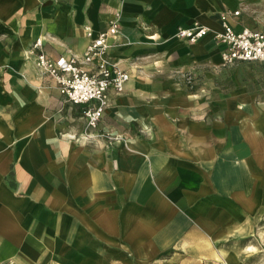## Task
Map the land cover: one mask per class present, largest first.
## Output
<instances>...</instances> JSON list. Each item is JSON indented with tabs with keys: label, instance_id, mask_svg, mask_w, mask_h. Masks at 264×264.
I'll use <instances>...</instances> for the list:
<instances>
[{
	"label": "crops",
	"instance_id": "1",
	"mask_svg": "<svg viewBox=\"0 0 264 264\" xmlns=\"http://www.w3.org/2000/svg\"><path fill=\"white\" fill-rule=\"evenodd\" d=\"M234 10L235 30L264 31V0H0V262L151 264L264 214V98L214 94L210 78L249 62L224 64L215 39ZM116 12L108 52L130 77L87 139L85 105L63 99L31 48L81 54L86 26ZM196 21L211 31L177 37Z\"/></svg>",
	"mask_w": 264,
	"mask_h": 264
},
{
	"label": "built area",
	"instance_id": "2",
	"mask_svg": "<svg viewBox=\"0 0 264 264\" xmlns=\"http://www.w3.org/2000/svg\"><path fill=\"white\" fill-rule=\"evenodd\" d=\"M230 13L238 15L240 10L221 14L222 29L215 32V39L222 46L224 64L237 61L264 63V31L248 27L235 30L228 22ZM121 14L116 12L107 29L94 33L86 26L89 41L81 54L71 53L50 57L43 49V39L37 38L31 52L39 71L55 80L63 99L74 104H84L82 114L85 122L84 137H94L91 130L98 126L104 111L110 104L112 92L118 94L125 89L129 73L109 54L111 40L120 41ZM211 28L199 21L190 26H179V38L196 42L206 36ZM189 85L193 84L192 74H183ZM101 135V134H100ZM110 141H119L121 136L104 134ZM4 264V262H0Z\"/></svg>",
	"mask_w": 264,
	"mask_h": 264
},
{
	"label": "rangeland",
	"instance_id": "3",
	"mask_svg": "<svg viewBox=\"0 0 264 264\" xmlns=\"http://www.w3.org/2000/svg\"><path fill=\"white\" fill-rule=\"evenodd\" d=\"M222 68H217L210 77L216 85L213 87L214 94L235 91L244 95H255L258 101L264 98V63L242 62ZM187 72L192 74L194 82L196 73L189 70H173L172 75L184 80L183 74ZM204 77L205 75L197 76L199 80ZM151 264H264V214L243 231L219 242L209 251L201 246H183Z\"/></svg>",
	"mask_w": 264,
	"mask_h": 264
}]
</instances>
